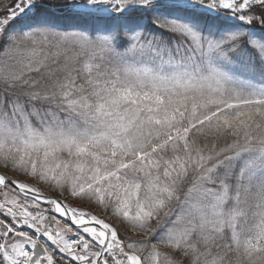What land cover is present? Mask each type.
<instances>
[{"label": "snow or ice", "instance_id": "obj_1", "mask_svg": "<svg viewBox=\"0 0 264 264\" xmlns=\"http://www.w3.org/2000/svg\"><path fill=\"white\" fill-rule=\"evenodd\" d=\"M0 264H264V0H0Z\"/></svg>", "mask_w": 264, "mask_h": 264}]
</instances>
